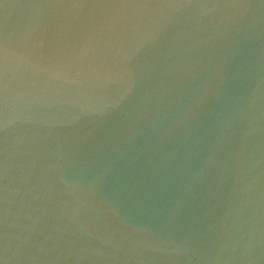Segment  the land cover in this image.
I'll return each instance as SVG.
<instances>
[{"label": "clouds", "instance_id": "clouds-1", "mask_svg": "<svg viewBox=\"0 0 264 264\" xmlns=\"http://www.w3.org/2000/svg\"><path fill=\"white\" fill-rule=\"evenodd\" d=\"M3 7L0 250L15 264H264V76L227 70L212 44L249 3ZM140 124L156 179L129 199L111 181L123 153L85 144Z\"/></svg>", "mask_w": 264, "mask_h": 264}, {"label": "water", "instance_id": "water-1", "mask_svg": "<svg viewBox=\"0 0 264 264\" xmlns=\"http://www.w3.org/2000/svg\"><path fill=\"white\" fill-rule=\"evenodd\" d=\"M23 0H0V21L4 20V4H20ZM249 7L231 26L219 34L213 32L212 44L224 55L226 69L232 72H248L251 70L257 77L264 76V3L261 0H243ZM19 8L11 10L9 24L16 21ZM197 19L192 18L188 24L197 27ZM211 17L203 18V28ZM102 145L103 149L119 156L123 153L111 181L121 194L129 199L142 198L155 182L154 164L158 157L155 154L154 133L145 124L132 127L126 136L118 135V130L102 128L85 144L86 148ZM11 250L4 253L0 250V260L5 264H15Z\"/></svg>", "mask_w": 264, "mask_h": 264}]
</instances>
